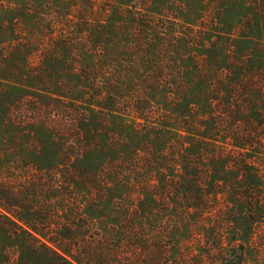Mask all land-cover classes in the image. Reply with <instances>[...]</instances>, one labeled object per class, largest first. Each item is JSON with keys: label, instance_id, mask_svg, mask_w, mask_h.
Returning a JSON list of instances; mask_svg holds the SVG:
<instances>
[{"label": "rangeland", "instance_id": "obj_1", "mask_svg": "<svg viewBox=\"0 0 264 264\" xmlns=\"http://www.w3.org/2000/svg\"><path fill=\"white\" fill-rule=\"evenodd\" d=\"M113 23L127 27L125 43L150 23L149 39L120 50ZM257 23L264 28V0H0V264H223L231 245L244 247L242 264H264V219L248 242L226 214L203 213L191 226L174 138L152 135L157 164L118 156L111 167L112 144L145 134L147 122L104 109L111 97L127 110L126 101L150 96L149 71L177 77L204 53L203 82L236 93L225 103L255 98L264 90ZM263 159L255 171L264 192Z\"/></svg>", "mask_w": 264, "mask_h": 264}, {"label": "trees", "instance_id": "obj_2", "mask_svg": "<svg viewBox=\"0 0 264 264\" xmlns=\"http://www.w3.org/2000/svg\"><path fill=\"white\" fill-rule=\"evenodd\" d=\"M203 4L204 1L200 4L203 9L196 10L201 16L206 11ZM111 27L117 41L122 42L124 32H128L125 31L127 27L122 30L116 23L111 24ZM132 27L137 32L136 25ZM151 28L150 23L144 25L140 39L119 43L118 46L122 45L119 49L133 52L138 46L144 47ZM255 31L260 33L264 28L257 23ZM131 32L133 31H129L130 35ZM144 34H147L146 39H143ZM192 44L196 45L194 42ZM205 56V53L201 54L197 60L196 57H189L188 62L190 61L193 67L184 64L178 79L170 73L171 71H166L164 66L149 71L142 80V90L150 96L135 97L126 101L127 110L123 109L117 99L110 97L112 104L104 109L112 118L131 112L143 122L142 124L147 122L145 134L137 130L127 145L116 147L117 144H112L109 150L110 164L114 167L117 164L116 158L125 156L124 163L148 168L157 164V152L154 149L157 142L153 141L152 135L160 137L159 144H166L174 138L181 150L178 152L181 158L177 171L181 172L179 179L183 185V195L188 202L184 214L192 216L189 220L191 226L198 227L203 213L217 215L219 219L226 214L234 220L233 225H227L229 230L238 233L237 224L241 222L245 231L242 238L248 242L250 238H254L253 234L264 219L263 181L255 171L260 155L264 154V100L261 99L264 90L260 89L255 98L249 101L242 102V99H238V105L232 101L225 103L223 98L226 95L233 98L236 93H233V89L218 91L203 82L205 73L202 67L205 66ZM198 64H202V67ZM17 90L20 92L19 98L22 99V96L29 92L23 87ZM158 96L160 99H156ZM88 110L93 113L96 111L94 107H88ZM235 113L239 119L236 117L230 120L229 117H235ZM183 158L187 162L184 166L180 164ZM121 162L123 161L118 163ZM222 196H226V204L223 205ZM219 226L220 222L211 223V232H216ZM58 248L52 251L62 257L58 252L62 249ZM229 251L228 257L219 253L220 259L227 264L243 263L242 245H231ZM75 261L82 264L78 260Z\"/></svg>", "mask_w": 264, "mask_h": 264}]
</instances>
